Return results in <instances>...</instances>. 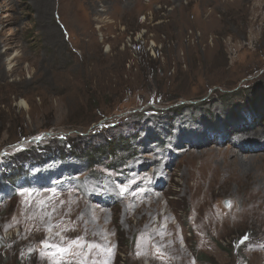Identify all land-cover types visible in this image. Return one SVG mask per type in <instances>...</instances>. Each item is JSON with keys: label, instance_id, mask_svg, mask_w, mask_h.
Wrapping results in <instances>:
<instances>
[{"label": "rangeland", "instance_id": "374dc122", "mask_svg": "<svg viewBox=\"0 0 264 264\" xmlns=\"http://www.w3.org/2000/svg\"><path fill=\"white\" fill-rule=\"evenodd\" d=\"M263 149L264 0H0V264H264Z\"/></svg>", "mask_w": 264, "mask_h": 264}, {"label": "trees", "instance_id": "16d2710c", "mask_svg": "<svg viewBox=\"0 0 264 264\" xmlns=\"http://www.w3.org/2000/svg\"><path fill=\"white\" fill-rule=\"evenodd\" d=\"M132 149L124 144H115V142H111L107 145V148L105 149H96L94 153L90 156V158L86 161V167L87 169H94L95 163H99L101 161H108V159H114L115 165H119L123 162V160H126V162H129V157H134V152L131 151ZM122 151V152H120ZM120 152V153H119ZM125 162V163H126ZM16 197V196H15Z\"/></svg>", "mask_w": 264, "mask_h": 264}, {"label": "bare ground", "instance_id": "6f19581e", "mask_svg": "<svg viewBox=\"0 0 264 264\" xmlns=\"http://www.w3.org/2000/svg\"><path fill=\"white\" fill-rule=\"evenodd\" d=\"M245 131V130H244ZM247 137V136H246ZM248 139V138H247ZM239 149H241V152H246V148H245V146H243V147H239ZM264 150V149H263ZM255 155V154H254ZM261 155V154H260ZM262 158V157H261ZM217 172V171H216ZM219 178H222L221 177V175L219 174V173H216V179H219ZM209 187H207V188H205V190L206 189H208Z\"/></svg>", "mask_w": 264, "mask_h": 264}, {"label": "water", "instance_id": "95a60500", "mask_svg": "<svg viewBox=\"0 0 264 264\" xmlns=\"http://www.w3.org/2000/svg\"><path fill=\"white\" fill-rule=\"evenodd\" d=\"M225 204H226V206H228V205H229V203H228L227 201H226V203H225Z\"/></svg>", "mask_w": 264, "mask_h": 264}, {"label": "built area", "instance_id": "2783aa9c", "mask_svg": "<svg viewBox=\"0 0 264 264\" xmlns=\"http://www.w3.org/2000/svg\"><path fill=\"white\" fill-rule=\"evenodd\" d=\"M72 181V180H71Z\"/></svg>", "mask_w": 264, "mask_h": 264}]
</instances>
